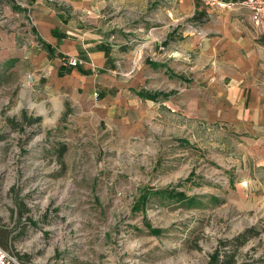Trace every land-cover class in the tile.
<instances>
[{
	"label": "rangeland",
	"instance_id": "374dc122",
	"mask_svg": "<svg viewBox=\"0 0 264 264\" xmlns=\"http://www.w3.org/2000/svg\"><path fill=\"white\" fill-rule=\"evenodd\" d=\"M18 23L0 9V27ZM70 57L84 61L63 67L79 65ZM27 70L0 77V224L15 231L0 246L13 264H264V125L193 117L184 139L152 119L127 151L101 112L50 111Z\"/></svg>",
	"mask_w": 264,
	"mask_h": 264
},
{
	"label": "crops",
	"instance_id": "0c3cea01",
	"mask_svg": "<svg viewBox=\"0 0 264 264\" xmlns=\"http://www.w3.org/2000/svg\"><path fill=\"white\" fill-rule=\"evenodd\" d=\"M241 1L0 0L7 19L19 22L0 27V77L28 66L25 77L50 111L101 112L103 128L119 131L127 151L152 119L158 128L167 120L184 139L193 117L262 130L264 34ZM66 55L84 61L63 67ZM6 225L5 244L15 232Z\"/></svg>",
	"mask_w": 264,
	"mask_h": 264
},
{
	"label": "built area",
	"instance_id": "2783aa9c",
	"mask_svg": "<svg viewBox=\"0 0 264 264\" xmlns=\"http://www.w3.org/2000/svg\"><path fill=\"white\" fill-rule=\"evenodd\" d=\"M209 4H215L218 0H207ZM238 5L242 7H246L248 11H250V20L254 26H256L259 30L264 33V0H243L241 2H237ZM226 7L233 5V3L229 2L225 4ZM65 65H76L81 63V60L75 57H70L69 60H63ZM94 97L97 96V93H93ZM18 263L16 259L8 253V251L0 246V264H13Z\"/></svg>",
	"mask_w": 264,
	"mask_h": 264
},
{
	"label": "trees",
	"instance_id": "16d2710c",
	"mask_svg": "<svg viewBox=\"0 0 264 264\" xmlns=\"http://www.w3.org/2000/svg\"><path fill=\"white\" fill-rule=\"evenodd\" d=\"M147 96L151 97L150 95H147ZM35 120H36V121H39L38 118L35 119ZM17 124H19V123H17ZM66 150H67V148H66V146H65L64 144L61 145V146L58 148V150H57L56 152H57V154H58V158H59V160L61 159L63 153H65ZM179 195H180V197H182L181 192H179ZM145 198H146V196H143V197H142V200H145ZM20 206L25 207V205H24L23 202L20 204ZM21 209H22V208H21ZM22 210H23V209H22ZM151 231L154 232V233L160 232L159 229H151ZM9 234H10V230H9L8 228H2V229H0V244H1V245H5V240L7 239V237L9 236ZM242 235H244L245 238H246V235H247V234H246V232H245V233L241 234L240 236H242ZM240 236H238V238H240ZM11 238H12V240H13V236H12ZM217 260H218L217 254H216V253L212 254V255H211V261H213V262H217ZM224 261H225L226 263H228V264H233V260L226 259V260H224Z\"/></svg>",
	"mask_w": 264,
	"mask_h": 264
}]
</instances>
